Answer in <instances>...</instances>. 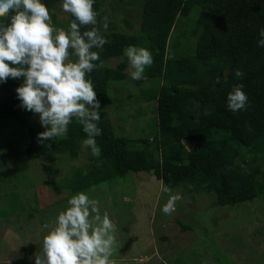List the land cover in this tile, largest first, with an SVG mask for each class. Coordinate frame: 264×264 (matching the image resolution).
I'll use <instances>...</instances> for the list:
<instances>
[{"label": "trees", "instance_id": "trees-1", "mask_svg": "<svg viewBox=\"0 0 264 264\" xmlns=\"http://www.w3.org/2000/svg\"><path fill=\"white\" fill-rule=\"evenodd\" d=\"M100 2L95 0L93 6L99 22ZM42 3L51 12L63 0ZM196 6L199 14L193 22V52L168 56L167 40L177 17H188ZM69 19L70 23L74 20L70 13ZM126 25L131 27L129 22ZM261 29L264 0H144L139 28L144 39L134 34L102 33L108 43L95 63L102 61L103 67L87 75L102 104L112 105L108 84L126 77L128 61L123 50L131 45L151 52L153 64L146 67L143 79L159 78L162 85L141 87L140 98L136 97L156 103L153 134L151 140L117 135L102 110L98 122L102 134L96 137L101 155L94 157L87 150L86 168L75 170L70 178L71 193L128 173L150 172L163 188L188 185L192 192H210L215 206L234 207L264 197V47L258 46ZM118 57L123 60L116 67L104 64ZM237 69L244 73L242 78L235 76ZM141 81L136 80L139 87ZM22 83L23 78L11 77L0 82V119H14L27 128L29 119L39 115L21 107L16 89ZM239 84L244 85L248 103L244 110L231 111L227 96ZM31 132L25 154L37 159L38 141ZM8 138L5 133L0 140V152L11 147ZM86 138L83 127L73 119L66 137L53 143L51 149L77 158ZM15 155L2 160L15 161ZM177 223L181 231L190 230Z\"/></svg>", "mask_w": 264, "mask_h": 264}, {"label": "rangeland", "instance_id": "rangeland-1", "mask_svg": "<svg viewBox=\"0 0 264 264\" xmlns=\"http://www.w3.org/2000/svg\"><path fill=\"white\" fill-rule=\"evenodd\" d=\"M143 1L101 0V32L134 34L144 39L139 30ZM198 14L196 6L188 17H177L167 40L168 56L193 52V22ZM50 15L54 27L69 28V13L62 3L56 4ZM122 60L112 58L104 64L114 68ZM124 72L125 79L108 84L112 105L99 101L100 110L107 112L115 134L151 140L156 103L136 96H140L141 87L159 88L162 82L159 78H142L139 87L128 65ZM45 130L39 116L31 117L27 128L14 119H0V135L6 133L11 143L9 149L0 152V264H35L34 254L41 250L44 235L55 226L59 213L67 209L69 199L82 192L71 193L70 178L75 170L86 168L88 151L82 148L77 158L56 153L51 149L53 143L66 136L39 142L38 134ZM31 131L38 141L37 159L25 154ZM134 147L141 148L138 144ZM12 153L16 154L15 161L2 160ZM164 188L150 172H140L83 190L99 201L101 214L107 212L116 225L117 244L111 257L114 264H264V197L220 207L205 190L192 192L188 185H180L168 193ZM170 195L181 199L175 202L176 210L166 215L161 209ZM177 221L190 230L181 231Z\"/></svg>", "mask_w": 264, "mask_h": 264}, {"label": "clouds", "instance_id": "clouds-1", "mask_svg": "<svg viewBox=\"0 0 264 264\" xmlns=\"http://www.w3.org/2000/svg\"><path fill=\"white\" fill-rule=\"evenodd\" d=\"M94 2L63 0V10L74 17L65 30L53 26L42 0H0V20L8 21L0 23V82L9 77L23 78L16 92L21 107L38 114L46 129L38 134L39 142L66 136L75 119L87 134L82 148L99 157L101 148L96 137L102 134L98 127L100 102L87 75L103 67L102 61L99 65L95 62L108 41L102 35ZM102 23L106 31L107 17ZM82 27L86 30L81 31ZM259 35L258 46L264 47V29ZM123 54L131 78L141 80L146 67L153 64L151 52L129 45ZM235 76L239 79L244 73L237 69ZM243 87L235 85L228 94L229 110L246 109L248 97ZM163 191L171 193L168 187ZM179 199V195H170L162 212H174ZM116 231L109 214H101L99 201L79 192L69 199L67 209L59 213L55 226L44 235L41 250L34 254L35 264H114L111 257L117 244Z\"/></svg>", "mask_w": 264, "mask_h": 264}]
</instances>
